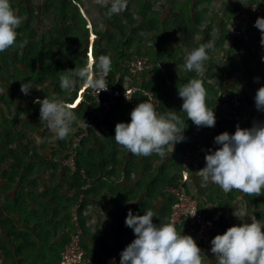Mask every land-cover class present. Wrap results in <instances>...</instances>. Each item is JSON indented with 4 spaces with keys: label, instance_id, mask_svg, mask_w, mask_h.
<instances>
[{
    "label": "trees",
    "instance_id": "trees-1",
    "mask_svg": "<svg viewBox=\"0 0 264 264\" xmlns=\"http://www.w3.org/2000/svg\"><path fill=\"white\" fill-rule=\"evenodd\" d=\"M12 1L14 0H11L12 8L16 10V8L22 7V13L26 14L27 18H21L22 23L17 29L18 36L14 46L0 52V78L7 79L10 84L0 86V204L2 205L0 206V264H57L61 259V253L70 242L71 233L76 230L73 225V210L81 195H85L86 199L89 188L86 190L84 188L87 185L90 187L91 179H93L90 165L95 162L94 157L91 154L83 157L87 137L91 135L92 129L95 127L102 129V125L106 124L109 127L107 135L112 138L111 136L115 132L114 126L119 122L130 121L131 110L142 102L143 98L136 96L132 101L121 100L104 120L95 119L94 126L88 130L87 136L81 139L76 149L78 170L74 173L63 166L67 148L72 144L78 122L84 123L85 120L87 123L92 118L90 111H97L99 106L91 96L92 90L87 88L83 100L77 104V107L71 108L77 115V121L72 126L73 131L65 139L59 140L55 137L58 149L54 154L58 153L62 155V158L58 159L59 163H53L54 165H50V167L53 171L61 170L64 175L71 177L70 185L75 190V202L72 201V205L68 208L67 223L57 227L51 225L56 220L53 215L57 216L55 213L60 215L62 213L60 209L65 206L59 191L56 190L50 195L44 194L45 200L48 199L51 203L49 205L44 202L45 200H39V196L24 194L22 171L28 174L31 171L41 170L43 151L51 148L49 143L42 146L30 139L33 133L39 131L40 125L46 123L40 120V108L35 106L33 101L37 97L43 100L45 97L59 96L63 99L67 96L68 93L59 87V78L65 75L68 70H74L89 63L90 46H92L94 69L98 56H109L112 62L110 75L112 86L115 85L116 77L120 74L121 80L117 86L123 87L127 76L123 64L136 58L130 52L134 46L136 53L146 54L142 56H147L154 65L153 71L146 74V76H150L149 82H145L143 79L145 75H143L139 80H135V85L152 91L156 95L161 103L160 113L176 110L188 125L184 135L186 138H191L193 143H190V147L180 143L173 162L178 169L180 178L174 179L170 176L165 178V184L176 188L182 181V173L185 169L182 159L187 152L192 151L199 144H207L210 147L214 144V140L205 143L196 141L194 131L197 126L187 119L185 113L179 112L182 99L178 96L177 87L183 86L193 78H201L207 92L206 102L209 99H219L224 93L222 87L216 89L207 84L203 76H197L195 72H188L184 68L186 50L208 42L213 43L214 47L209 50V60L205 63V69L206 66H208L207 69H211L217 65L216 75L221 84L223 83L222 75L229 67L233 54L241 59L244 67L248 62L247 59L255 58L261 61V56L251 52L241 39L232 37L230 26L236 12L243 14L249 8L251 4L248 2L259 4L262 0H247L248 5L242 4L240 0H221L219 3L223 2V4L214 14H210L206 9L199 10L198 8L201 3L207 6L211 5L213 0H188L187 4L182 3V0H167L166 2L171 4V11L165 16L155 14L156 12L150 10L149 4L145 0V3H142L143 6L137 10L141 18L138 28H134V24H136L134 14H131L129 10H124L111 17L107 14L109 20H106V29L102 33L96 32V30L91 31L87 26L88 20L81 13L83 9L81 0H48L44 5V15L46 16L48 13L53 15L52 24L56 28L54 27L47 35L44 33L46 36L43 35L39 39L36 38L37 31L33 25L35 20L39 19L38 14H35L32 8L26 7L22 2L17 5ZM173 9L176 10L173 11ZM251 17L255 23L257 17ZM242 21L239 22V28L250 35L252 43L260 40V30L252 26L250 22ZM142 28L147 29V32L151 34L150 41L137 35ZM214 29L217 32H213ZM91 33L96 35V42L95 40L90 42ZM198 34L202 35V41L197 39ZM229 39L233 40V45L227 47ZM215 59H219V63ZM8 62L12 66L19 65L21 69H16V73L11 75L5 74L3 65L7 67ZM244 69L246 70V68ZM2 79L0 82L3 81ZM141 79L143 83H141ZM28 80H31L38 90L33 88L29 95H25L20 89L21 84ZM83 87L78 84L76 90L71 93V97L67 101L70 105L78 99L79 92ZM227 95L234 94L227 93ZM17 99L21 106L15 102ZM215 115L220 116L218 112ZM224 124L219 123L218 125L220 134L223 133L222 130L226 126ZM145 162L147 163V161ZM34 163H37L36 166L34 165L37 170L33 166ZM148 165L147 163L146 166ZM83 170L84 173H82ZM16 177L23 184H19ZM16 186L17 189H15ZM9 191H15V199L12 198ZM34 206L38 207V212L33 209ZM71 207L73 208L70 210ZM200 209L203 211L201 206ZM84 210L85 200L79 209V222L83 232L82 247L87 258L91 261L83 243L86 233L83 221ZM170 216L168 222H170ZM207 217L213 220L216 225L213 238L217 234H223L231 227L222 214L219 220ZM23 224L28 229H23ZM60 227L64 230L63 238L55 243ZM64 227L66 228L64 229ZM175 227L190 235L185 225ZM42 251L46 252L43 257L35 255L41 254ZM91 263L93 264L92 261Z\"/></svg>",
    "mask_w": 264,
    "mask_h": 264
},
{
    "label": "clouds",
    "instance_id": "clouds-1",
    "mask_svg": "<svg viewBox=\"0 0 264 264\" xmlns=\"http://www.w3.org/2000/svg\"><path fill=\"white\" fill-rule=\"evenodd\" d=\"M95 3L107 8L109 17L122 13L127 6L126 0H95ZM252 8L255 10L256 6ZM21 23V18L11 6V0H0V52L14 46ZM254 27L261 32L260 44L264 48V17H257ZM211 47L210 44H201L186 50L184 68L202 77ZM261 62H264V56H261ZM111 63L109 56L100 55L96 58L95 69L88 63L68 70L59 78V87L68 93L67 96L63 99L51 96L43 100L37 97L33 101L40 105V120L46 122L48 130L54 132L59 140L65 139L73 131L72 126L77 121L76 113L67 102L71 93L78 84L90 88L97 95L106 91V77L111 71ZM255 79L259 82V77ZM33 88L37 89L28 80L21 84L20 91L29 95ZM177 90L182 99L179 112L185 113L187 119L197 127L215 126V112L206 104L207 92L201 78H193L177 87ZM254 102L256 109L264 112V85L258 88ZM187 127L186 121L176 110L160 113L147 99L131 110L130 122L116 124L114 139L134 155L148 157L156 154L165 158L169 148L173 152L176 144L185 141ZM214 144L218 147L215 150L210 148L205 153L206 164L200 170L203 181L218 185L224 192L235 189L247 195H262L264 121H256L250 128L237 125L234 134L223 132L215 136ZM153 217H157V214L151 209H147L144 215L128 210L125 224L133 230L135 239L120 253L119 264H203L205 255L191 235L177 231L173 222L160 220L159 224L154 223ZM248 217L251 223L231 226L210 241V251L217 264H264V223L253 214ZM111 264H115L114 258Z\"/></svg>",
    "mask_w": 264,
    "mask_h": 264
},
{
    "label": "crops",
    "instance_id": "crops-1",
    "mask_svg": "<svg viewBox=\"0 0 264 264\" xmlns=\"http://www.w3.org/2000/svg\"><path fill=\"white\" fill-rule=\"evenodd\" d=\"M210 45L214 47L213 43H210ZM232 45L233 40L229 39L226 46ZM221 56L223 57L222 54ZM218 60L216 59V61ZM247 60L248 62L245 63L244 67L241 59L233 54L230 59V66L226 68V72L222 75V84L216 75L218 71L217 65L211 69H207L208 66H206V73L203 74V77L206 79L207 84L214 86L216 89L222 87L223 94L232 93L240 96L241 113L248 112L257 116L259 111L255 107L254 97L258 88L264 85V65L259 59L251 58ZM257 77H259V82H256L255 78ZM143 79L145 82H149L150 76L145 75ZM141 83H143L142 79ZM206 104L215 113L218 112L220 116L215 115L216 123L214 127H197L195 129L194 136L196 141L200 143L214 140V136H216L214 129L219 123H225L224 125H226L222 132L231 134L232 131L230 124L220 120L217 121V119L231 113V106L227 100L222 98L221 95L219 99H209ZM258 120L264 121V117L258 115ZM113 130L115 131V126ZM114 136L115 132L110 138L101 128L95 127L85 142L83 157L91 154L95 160L93 165H90L93 179H91L86 195L83 213V221L86 228L83 243L93 264H111L113 258L115 259V264H119L120 253L135 239L133 230L125 224L129 209L138 215H144L147 209H151L157 214V217H153L154 223L159 224L160 220L168 222L173 197L172 187L165 184V178L169 176L174 179L180 178L178 169L173 163L176 157V149L180 143L174 146L173 152L169 148L165 158L158 157L156 154L145 157L134 155L122 148L116 143ZM47 141H49L51 148L43 151L42 169L38 172L31 171L28 174L22 171L24 184L23 182L21 183L18 177L16 179L19 184L24 185L25 195L26 193L34 194L39 196V200H45L44 194L50 195L56 190L59 191L62 203L66 207L64 206L60 209L62 212L60 215L58 213H55L57 216L53 215L56 220L51 225L57 227L67 223L68 208L72 205V201L75 202V190L70 185L71 177L64 175L61 170L53 171L50 167V165H54L53 163H59L62 158V155L54 154L58 149L56 139L53 141V145L51 139L47 138L46 142L36 143L43 146ZM191 141V138H186L181 143L190 147V143H193ZM145 161L149 164L148 166H146L147 163ZM34 165L36 166L37 163H34ZM35 169L37 170V168ZM184 170L189 173L188 191L190 196L200 204L203 211L211 218L219 220L222 214L227 223H232L234 218L233 208L243 207L246 202L253 203V205L247 206L249 208L250 206L255 207L260 203L264 204V193L255 196L254 194L247 195L238 190H233L229 194H225L218 185L211 182L205 183L200 171L195 172V170L186 167ZM15 189H17V186ZM9 192L12 198L15 199V191ZM249 197L253 199L248 200ZM44 202L48 205L51 204L48 199ZM0 206L2 205L0 204ZM33 209L37 212L39 211L38 207L34 206ZM22 228L28 229L24 224ZM177 231L187 235L180 229H177ZM63 232L64 230L60 227L58 237L54 241L55 243L63 238ZM201 250L205 255L203 264L216 262L210 249L201 248ZM45 254L46 252L42 251L41 254L37 253L35 255L38 257L42 255L43 257Z\"/></svg>",
    "mask_w": 264,
    "mask_h": 264
},
{
    "label": "built area",
    "instance_id": "built-area-1",
    "mask_svg": "<svg viewBox=\"0 0 264 264\" xmlns=\"http://www.w3.org/2000/svg\"><path fill=\"white\" fill-rule=\"evenodd\" d=\"M252 6H256L255 10H253ZM252 6H249V8L243 14H241L240 12L235 13L234 21L230 26L231 34L234 39H241L246 44V46L250 48L251 52L257 54H259L260 52L261 56H264V48L261 47L260 40L255 41V43L253 44L250 35L246 31L239 28V22H241L242 20H246L250 22L252 26H254L255 23L251 20V16L264 17V2L254 4ZM88 57L89 63H91L94 68L92 46H90L89 48ZM123 69L127 73V76L125 77V81L123 83V87L117 86L121 80L120 74L117 75L115 85L112 86V82L110 79L112 71L111 66V71L106 77L108 89L106 91H101L99 95L91 91V96L94 98L95 103L99 106V109L97 111L91 110L90 112L92 114V118L87 121L86 124L78 122L77 127L74 131L75 136L72 140V144L67 148V156L65 157L63 162V166L69 168L72 173L78 170L76 163V149L80 144L81 139L87 136L88 130L94 126L95 119L104 120L106 115L112 110L114 106L119 103V101H132L136 96H142V102L146 101L147 99L151 100L156 110L159 112L161 103L156 95L152 91L145 90L142 87L135 85V80H139L140 76L146 75L147 73L153 71L154 65L152 61L147 56L136 57L134 59L126 61L123 64ZM87 88L88 87L84 86L82 90H80L78 99L74 104L71 105V108H75V106H77V104L83 100ZM222 98L227 100V102L231 106V113L217 119V121L220 120L230 124L232 127L231 134H234L237 125H239L241 128H250L253 126L254 122L259 121L258 115L264 117V112L260 111L257 116L253 113L248 112L241 113V97L236 94L232 96L223 94ZM102 130L108 133L109 127L106 124H103ZM214 131V134L216 136L220 134L218 125L215 127ZM216 147L218 146L215 144H213L212 147L205 144L197 145L192 151L187 152V154L183 157L182 161L184 168L186 167L189 169H193L195 170V172L202 170L206 164V151L210 148L215 150ZM82 173H84V170L82 171ZM189 180V173L188 171L184 170L182 173L181 184L176 188H172L174 203L171 207L170 222H173L175 226L185 225L188 229L189 234L195 239L199 247L203 249H210V241L213 239V233L216 231V225L214 221L209 219L206 214L200 209L199 203L190 196L188 191ZM88 188L89 186L87 185L85 186L84 190ZM230 192L224 193L229 194ZM84 200L85 195H81L77 206L73 210V225L76 230L71 233L70 242L61 253V259L57 264H92L91 261L87 258L86 252L83 249L81 242L83 232L80 228L79 209L82 206ZM195 212L196 214L194 216H191Z\"/></svg>",
    "mask_w": 264,
    "mask_h": 264
},
{
    "label": "rangeland",
    "instance_id": "rangeland-1",
    "mask_svg": "<svg viewBox=\"0 0 264 264\" xmlns=\"http://www.w3.org/2000/svg\"><path fill=\"white\" fill-rule=\"evenodd\" d=\"M47 1L48 0H14V1H12V3L17 4V5H20L19 2H22L23 4L26 5V7L32 8L34 10L35 14H38L39 19L35 20V22L33 23L35 30L37 31L36 38H38V39L40 37H42L43 35L46 36L55 27L52 24L53 15L51 13H48L46 16L44 15V5ZM81 1L83 3V6H82L83 9H82L81 13L86 18V20H88L87 26L90 28L91 31L96 30V32H99V33L104 32L106 29L105 22H106V20H109V18H107V8L100 7L99 5H97L95 3V0H81ZM166 1L167 0H147V3L149 4L150 10H153L156 12L155 14H159V15L163 14L165 16L167 13H169L171 11V4H168ZM240 1L242 4L245 3V5L255 4V3L252 4L249 2L247 4V0H240ZM143 2L145 3V0H126L127 6H126L125 10H129V12L131 14H134V18L136 21V24H134V28H138L140 26L141 18L139 16V14L137 13V10L141 6H143L142 5ZM181 2L187 4L188 0H182ZM219 2H221V0H213V3H211V5H209V6L201 3V4H199L198 8H199V10L206 9L209 11L210 14L211 13L214 14L215 12L217 13V9H219L223 4V2L222 3H219ZM174 10H176V9H173V11ZM22 11H23L22 7H18L15 10L16 14L18 16H20V18L26 19L27 15L23 14ZM41 13H42V15H41ZM147 31H148L147 29L142 28L138 31L139 33L137 35L143 36L146 38V39L144 38V40L150 41L151 34H149ZM213 32H217V30L214 29ZM197 39H199V41H202L203 40L202 35L198 34ZM92 40H95V42L97 41L96 35H94V36L90 35V42L91 43L93 42ZM130 52L132 54H134L135 57H140L142 55H146V54L141 55V54L136 53L134 51V46L132 47V49H130ZM220 56H221V54H220ZM259 56H261L260 52H259ZM3 68H4V73L5 74L7 73V75H11V74L16 73V71H15L16 69H21L19 65L18 66H12L10 64V62L7 63V67H6V65H3ZM1 79H2V77L0 78V80ZM2 80L3 81L0 82V86L10 85L7 82V79H2ZM15 102L18 104V106H21L19 104L18 99L15 100ZM34 105L37 106L38 108H40V105L35 104V103H34ZM38 130L39 131L33 133L30 136L31 140H34V142L42 143V142H46V138H47V139H51L52 145L54 144L53 141L55 140L56 134L52 131H49L47 128V125L45 123L40 125V128ZM47 143H49V141H47ZM252 199L253 198H251V197L248 198V200H252ZM249 205H253V203L251 204V203L246 202V204L243 207L238 206L237 208L232 209V211L234 212V215H233L234 218H233L232 223H230L231 226L242 225L245 222L251 223V218L248 216H250L252 214L256 217L257 220H260L262 223H264V204L260 203L259 205L255 206V207L250 206V208L247 207ZM208 264H211V263H208ZM213 264H217V263L213 262Z\"/></svg>",
    "mask_w": 264,
    "mask_h": 264
}]
</instances>
